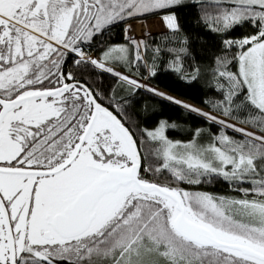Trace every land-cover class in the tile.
<instances>
[{
    "label": "snow or ice",
    "instance_id": "obj_1",
    "mask_svg": "<svg viewBox=\"0 0 264 264\" xmlns=\"http://www.w3.org/2000/svg\"><path fill=\"white\" fill-rule=\"evenodd\" d=\"M0 264H264V0H0Z\"/></svg>",
    "mask_w": 264,
    "mask_h": 264
}]
</instances>
